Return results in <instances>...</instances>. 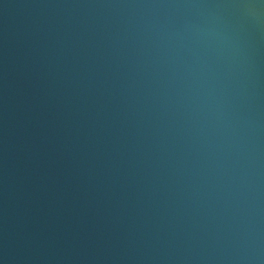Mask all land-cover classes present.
I'll return each mask as SVG.
<instances>
[{
  "label": "water",
  "instance_id": "95a60500",
  "mask_svg": "<svg viewBox=\"0 0 264 264\" xmlns=\"http://www.w3.org/2000/svg\"><path fill=\"white\" fill-rule=\"evenodd\" d=\"M0 264H264V0H0Z\"/></svg>",
  "mask_w": 264,
  "mask_h": 264
}]
</instances>
